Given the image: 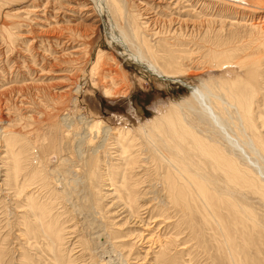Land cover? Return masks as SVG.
Here are the masks:
<instances>
[{
  "label": "rangeland",
  "instance_id": "1",
  "mask_svg": "<svg viewBox=\"0 0 264 264\" xmlns=\"http://www.w3.org/2000/svg\"><path fill=\"white\" fill-rule=\"evenodd\" d=\"M181 1L180 7H176L174 4L176 1L167 0L164 6L166 10L160 15L164 18H169L170 15L174 16L172 18L177 21L173 23L174 26L172 25L173 31L174 28L177 29L178 37L182 38L181 43L184 39L187 41L183 42L186 44L183 49H187V52L194 55H192V59H185L182 63L186 67L191 68L190 71L193 70L198 75L188 77L187 74H183V76L178 78L171 75L169 77H161L153 70L141 67L132 59H129L130 55H123L124 47L117 45L110 38V21L106 16L103 19L98 16L94 6L95 2L93 3L92 0H9L10 3L0 7V45L4 41L3 32L5 30L3 25L12 24L17 26V29L15 28L12 31L16 32L15 34L17 35V37L13 36L12 38L18 44L16 47L17 53H14L9 60L7 59V56L10 55L9 52L3 53L2 56L0 55V66L2 67L0 69V92L5 88L9 94L13 95L7 99L8 109H5L10 122L7 128L10 133H20L26 137L27 143L23 147V153L28 155V160L25 164L28 168L25 171L30 172L31 168H37L40 169V177L46 178L43 179L45 183L42 180L39 181L41 184L40 187H36L35 197L39 203L46 205L45 207L48 206V209H52V219L55 217L54 221L57 222L55 228L61 227L64 229L65 240L62 241L57 249V254L62 260V264H107L111 255L113 260L110 263L119 264L121 260L117 259L119 256L115 255L118 252H111L113 250L111 242L119 245L117 251L122 250L124 252L125 250L123 251L121 247H126V250L130 249L135 240L133 237L141 230L136 216H131L129 210H123L124 204L128 200L127 196H125L126 192L118 188L121 186L123 179L121 173L116 171L115 166L118 164H114L115 161L119 163L121 160L118 156L114 157L115 153H112L113 155L111 156L105 154L106 152L103 148L100 149L101 151L98 154L94 153V147L98 140H101L103 132L101 134L97 133L100 137L95 132L92 134L96 135L95 143L80 145L78 142L81 138L80 136H84L87 132L86 126L83 124L85 119L83 120L81 117L86 116L87 120H92V118L98 120L100 118L104 124L111 127L117 128L124 125V127H127L130 125L128 128L133 126L132 129L137 130L149 119L158 115L161 105V110H167L175 101H181L188 96L190 94L188 84H198L200 79L210 78V73L214 72L211 69L209 70L210 64L213 62L209 57V52L211 48L222 49V46L219 45L225 39H233L234 36L236 38L239 35L245 37L254 35V54L257 51L261 54V48L257 47L258 44H256L259 43L256 41H258L257 38L260 39V35L257 31L253 32L249 28L250 20H258V18L251 15L248 7L252 4L258 5L260 8L257 9L259 11L262 10L263 12L261 13L264 15V0H242L248 5L246 7H240L241 0ZM127 2L126 8L129 10L131 7L130 12L127 10L130 14L141 13V7L136 0H127ZM170 2L174 3L170 6ZM35 7L39 8V10L35 11ZM11 13H13L14 17L7 16L11 15ZM201 15L204 19H200ZM125 16L127 17V15ZM177 16H182V19H177ZM50 19H52V22ZM39 20L53 24L57 21L56 23L60 26L71 27L72 30L70 32L82 35L80 39L82 40V47L86 51L83 49L81 53L73 55L71 51L74 48L56 50L58 48H47L44 46L47 52L52 51L51 54L54 55L62 54L63 58L62 62H59L61 64L59 68H56L57 72L45 71L42 73L43 56L37 54L36 51L38 50H34L28 56L25 46L29 45L31 38L18 37L29 26L33 28L37 26L36 22ZM145 20L143 19L142 22ZM125 21H127L126 25L120 24L121 22H117V24L118 26L120 25L119 27H124L123 29L126 32H129V21L127 18ZM161 22L164 23L163 20ZM238 22H240L241 28L236 26L239 24ZM244 22L248 24L246 25ZM237 34L238 36H236ZM5 36L8 37V34ZM131 42L138 45L134 41ZM135 44L131 45L133 49L139 47V45L136 46ZM100 47L103 48L106 54L115 58V63L118 62L125 68V72L121 68H119V71L120 73L121 71L123 72L121 73L123 75L121 83L124 85L127 83L125 86H129L126 89V91L128 90L126 97H120L119 100L106 97L101 89L103 83L100 77L98 75L91 76V67ZM90 51L92 53L89 55ZM51 54L47 56L49 59L53 57ZM15 57L17 58L14 59ZM35 58L37 61H35ZM64 68L67 74H70H68L69 78L60 79L58 74ZM126 72L127 74H125ZM124 74L126 77H124ZM259 75L260 85L257 87L259 90L254 88V92L258 96L257 103L256 105L254 104L258 117L262 114L264 115V69ZM70 83L72 85L69 87ZM19 90L23 98L21 96L18 97ZM2 97H6V94H3ZM22 102H26L25 104L29 106L28 114L36 117L37 120L21 119L20 114L23 112L21 108L24 107ZM64 116L68 118L66 122L62 120ZM12 143L10 140H0V264H51L49 260L51 256L48 255L46 250L43 253L41 252L45 244H43V238L39 236L38 231H35L36 229H33L31 226L33 224L27 225V220L20 218L17 212L16 205L20 206V202L15 200L14 179L9 175L8 171L13 155ZM108 143H115V141L112 138ZM111 146L113 145L111 144L109 148ZM97 157L102 160L97 167V173L92 175V163ZM26 175L28 176L29 174ZM156 175L157 173L151 168L146 170V173L138 172L131 180V182L134 180L139 183L135 192L139 194L140 199L138 198V200L134 201L138 214L140 217L145 218L146 221L151 222L156 219L152 215H160V211L158 210V212L151 215L148 211L152 210V208H147L148 204L155 203L157 205L158 201L161 202V200L162 204H164L165 201H168L167 193L163 190L161 182H157ZM23 176L25 178V175ZM115 189L116 192H114ZM30 191L33 192L34 190ZM27 192L26 190L25 193ZM146 192H148L147 195ZM122 193L125 195L123 196ZM145 196L147 197L146 200L143 198ZM259 199L252 196L251 200L258 214L257 219H260L257 220V222L260 221V224L257 223L256 227L250 224L246 229L235 228L233 221L236 217H231L225 210L221 215V219L225 218L222 221L226 222V233L231 235L230 244L234 245L233 251L237 255L238 264H264V202ZM128 204L131 203L128 202ZM179 215L181 216L177 217V221L180 220V226L171 229L162 228L161 230L162 237L166 238L174 233L175 230L184 228L182 230L184 233L178 234V236L175 235L177 237L181 236L183 239L174 241L171 247L172 256L174 254L173 258L176 261L175 264H225V262L226 264H231L227 258V246L229 243L222 237L223 231L214 230L203 223L201 214L193 217ZM197 218L199 221L196 220ZM182 223L186 226L184 225L183 227ZM191 223L194 225H191ZM154 226L153 232L158 234L159 231H156L158 225ZM196 227H201V229H196ZM101 228L102 230H100ZM27 230L30 233H27ZM19 232L22 233L21 236L18 235L20 234ZM32 232L34 233L33 236ZM99 234H102L99 239L102 244H98V242L84 244L88 237H99ZM187 238L191 242H187V250L183 252L181 250L182 245L178 243H182L183 240L187 241ZM28 239H31L34 245H29ZM35 240L39 242V245L35 246ZM143 246L145 244L140 245V243L135 246V253L142 257L145 255ZM102 247L108 248L110 253H104L105 250L103 251ZM156 249L158 250L159 248ZM156 249L155 251H157ZM135 257L136 255H133L131 259L129 258V264L142 263L141 260L138 261ZM153 262L146 261L142 264H152ZM156 263L165 264V261L158 260Z\"/></svg>",
  "mask_w": 264,
  "mask_h": 264
},
{
  "label": "bare ground",
  "instance_id": "2",
  "mask_svg": "<svg viewBox=\"0 0 264 264\" xmlns=\"http://www.w3.org/2000/svg\"><path fill=\"white\" fill-rule=\"evenodd\" d=\"M172 1H176L175 3L173 2L176 7H180L182 4L181 0ZM92 2H95L94 6L98 16L101 19L106 16L110 21V38L113 42H116L117 45L119 44L124 47L123 55H130L129 59H132L141 67H147L153 70L161 77H169L171 75L172 77L178 78L183 76V74H187L188 77L198 75V73H195L193 70L190 71L191 68L186 67L182 63L185 59H192L193 53L187 52L188 50L185 48L183 49V46L186 45L183 43L185 39L181 43L182 38H180V36L178 37L177 29L174 28L173 31V23L177 20H174L172 18L174 16L172 15H170L169 18L160 16L161 13H164V10H166L164 6L167 0H136L141 7V13L139 14L129 13L131 7L129 6V10L126 8L127 0H92ZM8 3H10L9 0H0V7ZM173 3L170 2L169 5L171 6ZM240 5V7L248 6L245 2H242V0ZM248 8L251 15L258 18V20H250L249 28L253 32L257 31L260 35L259 37L261 40L257 38L258 41H256L259 42L256 43L258 44L257 47L261 48V54L257 51L260 55L257 53L254 54V35L245 37L238 36L237 34L236 36L238 37L236 38L234 36L233 39H225V41L219 45L222 46V49L211 48L209 52V57L213 61L210 64L209 70L211 69L214 72L210 73V78H202L198 84H188L190 89V94L188 96L181 101H175L167 110H161V105L158 115L149 119L137 130L132 129L133 126L128 128L130 125H126L127 127H124L125 125L117 128L111 127L110 125L104 124L100 118L98 120L93 118L92 120H87L86 116H84L86 118L81 117V119H85L83 124L86 126L87 132L85 131L86 133L84 136H80L81 138L78 142L80 145L84 143L93 144L95 143L94 139L96 135L92 134L94 132L96 134L104 133L101 140H98V143L95 145L94 153L98 154L101 151L100 149L103 148L105 149V154L111 156L113 155L112 153H115L114 157L118 156L121 160V162H119L120 165L116 161L114 163L118 164L115 166L116 171L121 173L123 179L121 186L118 188L126 192V195L122 194L123 196H127L128 202L131 203L128 204V202H125L126 204H124L123 210H129L131 216H136L141 226V230L133 237L135 240L130 249L126 250V247L120 246L121 249L123 248V251H127V254L125 251L122 252V250H120L121 252L117 251L119 245L111 242V246H113L111 252H118L115 255L119 256L117 259H120L122 262L119 264H129L133 255H136L135 258L138 259V261L141 260L142 263L154 261L152 264H157L156 262H158V260H162L165 261V264H175L176 261L173 258L174 254L172 256L171 247L174 241H181L183 239L181 236H177L178 234L184 233V231H182L184 228L175 230L174 233L166 238L162 237L161 230L162 228L171 229L180 226V220L177 221V217L181 216L179 214L187 217L201 214V218L204 221L203 223L214 230L223 231L224 234H222V237L229 243L228 246L226 245L228 247L227 258L231 264H238L237 255L233 251L234 245L232 246L230 244L231 235L226 233V222L224 223L222 221V219L225 218L221 219V215L225 210L231 217H236L233 221L235 228L239 227L246 229L250 224L256 227L257 223L260 222H257V220L260 219H257L258 214L251 200L252 196H254L258 197V199L260 198L261 201L264 202V115L262 114L258 117L256 113L255 105L258 96L257 93L254 92V88L260 85V81L258 80L259 74L264 69V15L261 13L263 12L262 10L259 11L257 9L260 8L258 5L252 4ZM34 10L38 11L39 8L35 7ZM125 15H127V17ZM7 16L14 17L13 13ZM181 17L179 16L177 19L180 18L181 20ZM126 18L129 21V32H126L123 29L124 27H119L120 25L118 26L117 24V22H121L120 24L126 25ZM140 19L146 20L142 22ZM200 19H204L202 15ZM44 20L37 21L36 23L38 25L34 28L29 26V28L25 29V32H22L18 37L31 38L29 45L27 47L25 46L27 51L26 54L29 56L31 52L38 50L36 51L37 54L43 56L42 73L45 71L57 72L58 70H56V68H59L61 65L59 62H62L63 56L62 54H51L52 51L47 52L44 46L47 48H58L56 50L60 48H74L71 53L75 55L76 53H81L84 49V47H82V40L80 39L82 35H76L74 32H70L72 30L71 27L60 26L56 23L57 21L53 24L50 22L46 23V20ZM50 20L52 22V19ZM162 20L164 23L161 22ZM238 23V25H234L241 28L240 22ZM3 28L5 30L3 32L4 41L0 45V55L2 56L3 53L9 52L10 55L7 56L9 60L14 53H17L16 47L18 44L14 42L15 39H12L13 36L17 37L15 34L16 32H12L15 28L17 29V26L4 24ZM6 34H8V37L5 36ZM131 41L138 43L139 47L133 49L131 45L135 43ZM135 45L138 46L137 44ZM91 51L89 55L92 53ZM50 54L53 56L52 59L47 57ZM16 58L17 57L14 59ZM35 61H37L36 58ZM114 61L115 58L106 54L103 48L100 47L91 67V76L98 75L100 77L103 83L101 89L106 97L119 100L120 97L127 96L128 90L126 91V89L129 86H125L127 84L126 82L125 85L121 83V79H123L121 73L125 72V68L122 64L117 62L118 65ZM1 68L0 66V69ZM119 68H121L123 72L121 71L120 73ZM68 74L64 68L63 71L58 74V78H69L70 74ZM125 74H127V72ZM125 74L124 77H126ZM71 85L72 83L68 86L70 87ZM20 93L21 91L19 90L18 97L21 96L23 98ZM3 94H6V97H2ZM8 94L9 92L6 91L5 88L0 92V140H10L13 142V155L11 157V166L8 168L10 174H8L14 179L15 200L20 202V206L16 205L17 212L20 218L22 217L27 220V225L33 224L31 225L33 229H36L35 231H38L39 236L43 238L42 241L43 244H45L41 252L43 253L46 250L48 255L51 256L49 258L51 264H62V260L57 254V249L62 241L65 240V235L63 234L64 229L61 227L58 229L55 228L57 222L54 221V216L52 219V209H48V206L45 207L46 205L44 206L39 203L35 197L36 187H40L41 184L39 181H43V179L46 178L40 177V169L31 168L30 172L25 171L28 168L25 165L28 160V155L23 153V147L27 143V140L26 137L20 133H10L8 131L7 127L10 125V122L5 109H8L7 99L13 96L12 94ZM89 98L92 97L90 96ZM22 103L24 107L21 108V110H23L20 114L21 119H32L35 121L36 117L28 114L29 106L25 104L26 102ZM97 107L99 108L98 103ZM67 119L66 116L62 118L64 122H66ZM112 138L115 143H111L113 146L109 148L111 144H109L108 141L112 140ZM111 149H113L114 152L111 151ZM101 160V158L97 157L92 163V175L97 173V167L100 165ZM151 168L157 173L155 178L157 182H161V186L163 190L166 191V196L168 197V201H165L164 204H162V200L161 202L158 201L157 205H155V203L148 204L147 208H152V210L148 211L151 215L158 212V210L160 211V215H152V217L156 218L152 222L146 221L145 218L142 216L140 217L138 214L134 201L139 198V194L135 192L137 184L139 183L134 180L131 182L133 176L137 175L138 172L146 173V170ZM135 169L139 171L137 172ZM26 174L29 175L27 176ZM23 175H25V178ZM43 182L45 183V180ZM26 190L28 191L27 193H25ZM30 190L34 191L31 192ZM114 192H116V189ZM147 194L148 192H146V195ZM143 198H145V200L147 199L146 196ZM196 220L199 221L198 218ZM193 223H191V225ZM153 224L158 225L156 230L159 231L158 234L153 232V227H155ZM184 225L185 224H183V227ZM201 227H196V229H201ZM100 230H102V228ZM27 233L30 232L28 231ZM33 234L32 232V236ZM102 234H99V237H88L84 244H89V242H98V244H102L99 242ZM18 235L21 236L22 233ZM108 239L111 240L110 237H108ZM189 241L191 242V240L188 239L187 241L183 240L182 243H178L182 245L181 250H183V252L187 250V242ZM34 242L35 246L39 245L37 240ZM137 243H140V245L145 244V246H143V252L146 256L144 255L142 257L138 253H135V246ZM28 244L31 246L34 245L31 239H28ZM156 248L159 249L157 250ZM155 249L157 251H155ZM103 251L104 253H110L108 248L105 247ZM124 254H126V256H124ZM112 260L111 255L109 256V263L107 264H111L110 262Z\"/></svg>",
  "mask_w": 264,
  "mask_h": 264
}]
</instances>
